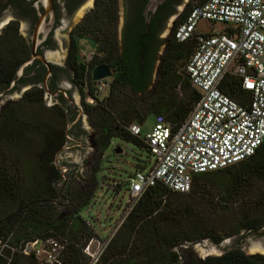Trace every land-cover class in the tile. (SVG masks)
<instances>
[{
    "label": "trees",
    "instance_id": "1",
    "mask_svg": "<svg viewBox=\"0 0 264 264\" xmlns=\"http://www.w3.org/2000/svg\"><path fill=\"white\" fill-rule=\"evenodd\" d=\"M205 1L194 0L174 29L153 90L149 89L151 76L144 78L148 70L140 72L139 66L132 69L123 63L126 53L108 47L115 39L109 33L114 28V13H109L112 5L108 3L98 6V38L102 39L98 44V65L113 58L117 63L113 65L116 72L108 79L107 94L95 93L89 84L91 95L98 100L88 104V114L98 129L94 144L99 148L93 187L89 190L60 186L66 176L55 157L66 143L68 119L59 106H47L43 89L29 91L19 101L2 108L0 264H20L23 258L27 262L38 261L33 255H25L23 249L28 242L49 238L64 246L60 258L65 264H91L92 257L85 252L87 245L106 238L100 237L84 211L96 196L103 155L112 140L131 141L150 152L145 141L128 127L132 123L144 124L152 113L180 123L200 99L186 71L198 35L181 42L175 38V31L193 6ZM6 2L0 0V11ZM83 26L85 33L97 24L93 21ZM76 51L80 52L78 44ZM30 54V44L20 33L19 22H11L0 33V85L8 86L17 77L20 65ZM96 66L97 62L73 65L80 69L84 84L86 79L91 80ZM223 88L240 103L251 95L233 75L223 82ZM126 91L143 96L140 101L129 103L125 100ZM122 186L120 181L112 185L117 192ZM263 226L264 141L253 155L234 165L195 175L188 192L173 191L161 183L148 187L107 241L96 264H264V254L251 255L240 246L206 258H200L192 246H187L206 239L220 243L243 231L257 232Z\"/></svg>",
    "mask_w": 264,
    "mask_h": 264
},
{
    "label": "built area",
    "instance_id": "2",
    "mask_svg": "<svg viewBox=\"0 0 264 264\" xmlns=\"http://www.w3.org/2000/svg\"><path fill=\"white\" fill-rule=\"evenodd\" d=\"M203 21L231 26L219 33L204 32L200 28ZM196 34L197 47L186 71L200 99L190 115L175 123L158 114L145 134L139 123L128 127L145 141L154 161L149 169L131 177L123 218L148 187L161 183L173 191L188 192L195 175L234 165L253 155L264 141V0L198 3L178 25L175 38L183 42ZM81 51L89 61L90 48L86 45ZM229 75L250 92L246 102L225 92L223 82ZM108 88L109 82L103 79L97 92L103 96ZM94 101L88 97V102ZM94 241L85 249L91 264L97 263L101 252L91 251ZM63 249L60 241L49 238L28 242L23 252L43 264H65L60 258Z\"/></svg>",
    "mask_w": 264,
    "mask_h": 264
},
{
    "label": "flooded vegetation",
    "instance_id": "3",
    "mask_svg": "<svg viewBox=\"0 0 264 264\" xmlns=\"http://www.w3.org/2000/svg\"><path fill=\"white\" fill-rule=\"evenodd\" d=\"M36 1L7 0L5 7L0 11V18L3 15L9 18L3 30L13 21H18L20 24L22 20H27L24 29L20 26V33L27 38L31 50V37L39 21V10L41 13L45 12L43 6L36 7ZM148 2L149 0H54L53 23L48 17L47 22L52 25L46 37L40 34L37 50L38 54L44 57V61H48L51 65L47 82L45 79L49 70L46 63L42 59H35L25 68L20 78H14L8 86L0 85V97L8 101V99L11 100L15 91L25 95L36 88L43 89L44 98L50 99L49 106H59L66 113L67 140L64 147L77 146L85 149L90 142L97 150L94 143L98 129L90 120L88 104H95L98 100L95 99L94 103H90L88 97H94L89 90L90 82L94 92L98 94L97 86L100 81L92 79V70L91 80L88 84H84L80 78V69L74 68L73 65L82 64V62L86 65L97 62L98 65V44L102 42V39L98 38V13H101L98 6L108 3L109 6L112 5L109 13H114V28L109 33L112 32L115 35L114 42L108 47H114L117 53L119 51L121 54L126 53L123 63L126 62L132 69L139 66L140 72L148 70L144 78L151 76V84H153L156 80L154 78L158 77L167 48L172 42L173 31L194 0H166L156 12L149 11L146 17ZM94 15L95 18H93ZM121 15L123 16L122 24ZM147 19L150 20L149 27H147ZM93 21L97 24L95 29L91 28L92 30L83 33L85 29L83 25ZM57 28L66 31L62 35V46L55 33ZM85 42H88L87 46L92 51L89 61L82 56L81 49L86 46ZM77 44L80 45L78 53ZM48 50L54 51L52 57L48 55ZM116 63L117 59L113 58L100 64L109 65L114 75L116 68L113 65ZM108 79L106 78L107 81ZM73 92L77 94L78 99ZM88 120L95 127V131L88 130L85 125ZM258 231H260L258 236L264 244V226ZM243 243L244 241L241 240L239 245Z\"/></svg>",
    "mask_w": 264,
    "mask_h": 264
},
{
    "label": "rangeland",
    "instance_id": "4",
    "mask_svg": "<svg viewBox=\"0 0 264 264\" xmlns=\"http://www.w3.org/2000/svg\"><path fill=\"white\" fill-rule=\"evenodd\" d=\"M120 19L122 24V15ZM6 20H8V17ZM24 23H27V20L21 21V28H25ZM210 24L203 21L200 24L201 30L204 32L219 33L231 26L230 24L224 22H212ZM2 32L3 29L0 33ZM55 33L58 37L60 45L62 46V35L65 34L66 31L57 28ZM84 45H88V42H85ZM47 53L50 57H52L54 51L48 50ZM156 78L157 77H155L154 80ZM155 85L156 80L152 85H150L149 89L153 90ZM105 93L107 94L108 91ZM174 93H177V91L174 90ZM73 94L76 99H78L77 94L75 92H73ZM124 95L125 100L127 102L129 101V103L140 101V97L143 96V94L135 96L130 94L129 91H126V94ZM23 97L24 95L20 96V93L15 91L13 93V100L10 101H19ZM44 99L47 106H49L51 104L50 99L46 97ZM0 103L1 111L2 107L9 103V100L7 101L0 97ZM155 121L156 114L152 113L148 120L144 124H141L143 134L152 129ZM85 125L88 130L95 131V127L89 120L85 122ZM118 147L122 148L121 153L115 152V149ZM97 155L99 157V149L96 150L90 142L86 145L85 149H81L77 146L63 147V149L58 152L55 157V162L60 169H63L66 176L65 181L61 183L60 186L62 188H66L68 186L70 189H79L82 191H87L92 188L94 174H96L93 167ZM153 161V155L146 148L124 139H113L112 144L103 155L102 171L98 175L100 185L96 192V196L92 201V204L84 211V215L92 221L100 237L106 238L104 241L101 238H98L97 241H94L91 244V251H93V254L97 252L99 253L103 250L107 241L113 237L125 220L123 217L125 216L124 213L129 195L128 187L131 177L139 170L149 169L152 166ZM117 181H120L123 184L122 188L118 192L114 191L112 187V185H114ZM193 250L197 254V251L194 248ZM23 259L24 260H21L20 264H40L38 261L32 263L27 262L25 258Z\"/></svg>",
    "mask_w": 264,
    "mask_h": 264
},
{
    "label": "water",
    "instance_id": "5",
    "mask_svg": "<svg viewBox=\"0 0 264 264\" xmlns=\"http://www.w3.org/2000/svg\"><path fill=\"white\" fill-rule=\"evenodd\" d=\"M165 1L166 0H149L147 5V10L145 13L146 17H148L149 11L156 12L158 8ZM35 5L38 8L40 5L43 6L45 12L41 13V11L39 10L38 13L39 21L37 22L34 34L31 37V45H32L31 56L28 60H26L20 65L17 72V78H20L23 75L25 68L31 65L35 59H42L44 61V57L38 54L37 52L38 45L40 43V34L42 33L44 37L47 36L50 27L52 25L51 23H53L55 17L54 0H37ZM7 17H8L7 15H3L0 18V32L9 22V18L8 20H6ZM48 17L51 18V23L47 22ZM149 24H150V20L147 19V27H149ZM25 25L26 23H24V26ZM44 62L46 63L47 68L49 70L48 75L46 76L45 79V81L47 82L48 76L50 75L51 72V65L46 60ZM112 76H113V69L106 64L97 65L92 71V79L94 81H101L106 78H111ZM20 96H22V93L20 94ZM11 100H13V96L11 97ZM115 152L121 153L122 148L121 147L116 148ZM259 232L260 231L257 232L243 231L239 234L224 239L220 243H216L209 239H206L199 242L189 243L187 246H192L197 251V254L200 258H206L210 255H222L232 246H241L246 253L251 255L264 254V244L262 243V240H260V237L258 236ZM241 240H243L244 243L239 245V242Z\"/></svg>",
    "mask_w": 264,
    "mask_h": 264
}]
</instances>
